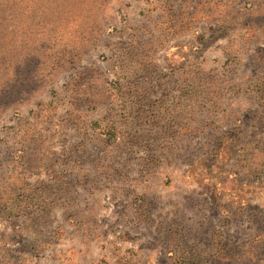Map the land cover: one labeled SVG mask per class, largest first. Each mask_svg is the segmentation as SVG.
Here are the masks:
<instances>
[{
    "label": "rangeland",
    "instance_id": "1",
    "mask_svg": "<svg viewBox=\"0 0 264 264\" xmlns=\"http://www.w3.org/2000/svg\"><path fill=\"white\" fill-rule=\"evenodd\" d=\"M264 264V0H0V264Z\"/></svg>",
    "mask_w": 264,
    "mask_h": 264
},
{
    "label": "trees",
    "instance_id": "2",
    "mask_svg": "<svg viewBox=\"0 0 264 264\" xmlns=\"http://www.w3.org/2000/svg\"><path fill=\"white\" fill-rule=\"evenodd\" d=\"M122 262H123V259H119V264H122Z\"/></svg>",
    "mask_w": 264,
    "mask_h": 264
}]
</instances>
